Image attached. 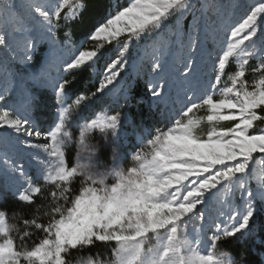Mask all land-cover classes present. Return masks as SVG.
Instances as JSON below:
<instances>
[{
	"label": "snow or ice",
	"instance_id": "1",
	"mask_svg": "<svg viewBox=\"0 0 264 264\" xmlns=\"http://www.w3.org/2000/svg\"><path fill=\"white\" fill-rule=\"evenodd\" d=\"M202 8L220 14L224 6L206 3ZM194 11L191 0L109 3L95 15L88 0H0V57L6 74L11 61L31 63L38 38L46 39L51 56L31 80L51 89L56 108L54 126L41 130L31 118L37 99L31 93L25 92L19 106L0 107V264H246V253L237 258L219 251V244L253 236L252 221L264 213V180L253 188L255 167H264V128L256 129L257 122H264V0H252L238 22L227 23L212 51L198 55L196 33L186 40L176 33L184 55L175 63H168L174 53L167 41L152 47L154 75L146 87L154 100L174 93L171 126L147 132L132 151H121L123 114L94 119L85 114L115 88L130 43L145 36L155 40L170 18L179 21ZM86 15L79 45L72 44L70 31L58 42L62 21L67 28L68 21ZM122 36V48L94 91H71L73 82L66 77L94 65L103 42ZM89 41L93 47L84 49ZM64 47L70 55L62 54ZM204 55L211 62L207 80L200 69ZM233 61L235 70L224 82ZM53 65L54 76L48 71ZM132 86L120 85L117 103H143L132 97ZM7 91L0 92V103ZM201 110L205 114L197 116ZM202 125L206 135L197 134ZM97 135L102 143L91 142ZM77 179L80 188L74 192ZM237 192L240 204L234 207ZM8 194L30 210V217L3 206ZM211 198L219 205L214 218L206 212ZM195 219L199 223L190 234L185 228ZM208 231L211 249L204 254ZM34 236L38 242L29 246Z\"/></svg>",
	"mask_w": 264,
	"mask_h": 264
},
{
	"label": "trees",
	"instance_id": "2",
	"mask_svg": "<svg viewBox=\"0 0 264 264\" xmlns=\"http://www.w3.org/2000/svg\"><path fill=\"white\" fill-rule=\"evenodd\" d=\"M236 0H207V3H216L223 5L224 8L221 10L220 14L213 12V16L206 24V29L209 31L212 36H218L220 24L216 20L217 17L221 18L228 14V7L231 6ZM120 4L126 5L127 0H88V6L92 15H95L97 11H102L107 4ZM247 0H240V10L245 9L248 5ZM227 17V16H226ZM88 19L86 15L79 21L76 22H67L69 27L65 28L63 26L64 22H61V27L57 30V40L58 42H62L64 39V32L70 31L72 36V44L79 45L85 39V21ZM190 16H187L183 21V27L185 28ZM217 32V33H216ZM126 37H121L119 41H113L111 44L108 42L104 43V48L101 49L102 53L109 51L111 47L114 45H123ZM46 44H41L36 47V50L33 53L34 59L29 64L21 63L20 71L17 75V80L13 91L6 96V99L13 101L16 105L20 104V101L17 97H21L24 93V90L31 93L32 96L36 97L35 104L31 110V114L34 118L39 119L43 113H49L51 107H55L54 96L51 90L46 89L45 91L41 90L43 87V82L37 83V87L29 88L26 85V82L31 80V77L35 74L41 73L45 68V52L47 50ZM93 47V42L89 41L84 45V49H91ZM83 50V49H82ZM103 55V54H102ZM101 55V56H102ZM100 56V57H101ZM99 57V58H100ZM255 63V61H252ZM236 64L233 61L224 74V82L228 81L229 75L235 70ZM67 79L73 82V88L71 91H80V92H91L96 88L95 83L92 80V66L85 67L83 70H73L71 75L66 77ZM250 80L252 79L251 73H249ZM132 82L131 95L134 100L142 99V104L133 103V106H127L122 104V102L115 104L112 106V109L109 110L110 113H121L123 114L125 120L124 124L121 128V132L124 135V141L126 142L125 146H123L122 150L124 152H128L129 149L135 148L139 146V142L143 137H146V133L149 131H154L157 128H166L171 126V121L167 117H160L161 108L156 104H150L149 102V94L146 91L145 87L142 85L141 80L137 78H130ZM49 91V92H48ZM107 98L106 95L99 96L92 105H90L86 109V115L90 118L100 112L103 108V103ZM6 102V101H5ZM4 102V104H5ZM204 111L201 110L197 112V116L204 115ZM230 123V122H229ZM264 128V122H257L256 129ZM198 135H206L207 127L206 125H202L201 128L197 132ZM80 188L79 179L73 182V190L74 192H78ZM233 205L238 206L240 204V199L238 196V192L235 196L232 197ZM39 203V199L37 200ZM5 207L16 208L18 214L24 215L26 217H30L31 212L28 208H20L16 202H14L13 198L10 194H8L7 199L4 203ZM10 218V223L14 222L11 219L12 213H8ZM255 226L253 230L255 234L253 236L248 237L241 241L239 236L236 238L228 239L220 242L219 251H229L230 253H234L238 258L240 253H246V264H264V230H262V226H264V213L257 214L254 218ZM42 236L43 234H38ZM38 242V237L34 236L31 240L28 241L29 246L33 243ZM93 252L97 251L96 249L92 250ZM101 252H104L107 255V251L104 249H100ZM75 259V256H74Z\"/></svg>",
	"mask_w": 264,
	"mask_h": 264
},
{
	"label": "rangeland",
	"instance_id": "3",
	"mask_svg": "<svg viewBox=\"0 0 264 264\" xmlns=\"http://www.w3.org/2000/svg\"><path fill=\"white\" fill-rule=\"evenodd\" d=\"M247 1L249 4L252 3V0H247ZM129 2L130 0H127V3ZM191 2L195 6V11L193 13L186 14L184 17L180 18L179 21H177L175 17L170 18L162 27V29L158 30V35L156 36L155 40H152L149 37L145 36L139 41L130 43L129 51L126 54L128 58L127 66L121 70V75L118 77V83L116 84L115 88H112L110 92H106L104 94L107 96V98L103 103L102 110L93 117H90L91 119L96 118L97 115H103L105 113L109 115L115 114V113H110L109 110L112 109V106H115L116 104V97L118 95L117 90L119 89L120 85L131 82L130 78H137L141 80L142 85L145 87L146 91L149 94L150 104H156L161 108V113L159 115L161 118L164 116L169 118L171 116L172 107H173L172 101L175 99L174 93L171 94L170 96L169 93L166 92L165 95L160 100H154L151 97V94L146 87L148 80L151 79L152 76L154 75L150 69L152 47L154 45H158L161 41H167L172 53H174L173 55L167 57L168 63L169 64L175 63L178 60H182L184 55V53L179 50V45L176 42L177 41L176 33L179 32L184 40L187 39V35L196 33L198 34L199 37V46L201 50V52L198 53V55H201L202 53H207L219 47L220 40L223 38L224 35V26L229 22H238L242 18L244 12V9L240 10L241 8L240 0H236L231 6L228 7V11H227L228 14L226 15L227 17L224 16V18L223 17L216 18V20L220 24L219 26L220 29H219V33L216 32L218 36H214V35L212 36V34L209 31H207L206 24L209 21V19L212 18L213 12L202 8V5H205L207 3V0H191ZM187 16H190V19L186 27L184 28L183 21ZM68 22H72V21H68ZM43 43L48 46L45 52V61H44V64H46L45 65L46 68L49 58L51 56V46L49 45L46 39L38 38L36 47L40 46ZM122 46L123 45H114L109 49V51L103 53V55L97 60V62L94 65H92V80L95 83L96 87L98 86L99 79L101 78L103 74V70L105 69L107 63H110L112 59H115L117 57L118 52L120 51ZM61 51L64 56H68L71 54V50L67 47L62 48ZM20 66L21 63L18 60L11 61L8 64L7 74H6L3 58L0 57V92H3V90L7 88L8 91L6 93V96L9 95L14 88H16L15 84L17 80V75L20 71ZM200 69H201L202 79L207 80L209 77H211L212 75L211 62L207 60L206 55L202 56L201 58ZM48 71L54 76L55 75L54 65L48 68ZM26 85L29 86V88H34L38 86L37 83L33 82L32 80L27 81ZM46 89L51 90L49 87L45 85L41 87V90L43 91H45ZM23 90H24L23 95L21 97H17L19 100L23 99V96L27 91L25 89ZM12 104L13 101L6 99L5 104L0 103V107H10L12 106ZM49 110H50L49 113H43L39 119L34 118L31 114V118L39 125L41 130H47L50 126H54V124H52V121L54 114L56 112V108L51 107ZM91 142L102 143V139L99 137V135H97L92 139ZM120 142L122 144L121 151L124 152L122 148L123 146H125L126 142L124 141V135L123 132L121 131H120ZM133 149L134 148L129 149L128 152L132 151ZM73 159L74 157L72 153L69 152L68 153L69 163H71ZM254 178L255 179L253 183V188L255 189L256 186L259 184V182L261 180H264V167H260V166L255 167ZM0 188H2V184H0ZM233 206L238 207L239 205L238 206L233 205ZM218 207L219 205L216 203V198H211L209 199L208 204L206 205V212L211 214V216L214 218L216 216ZM198 223H199L198 219L190 221L185 228L186 232L191 234L193 227ZM254 223L255 221H252V228L255 226ZM210 237H211V231L206 232L203 237V239L206 242L203 245H201V251L204 254H206L207 250L211 249ZM151 242L154 243L155 241L153 240Z\"/></svg>",
	"mask_w": 264,
	"mask_h": 264
}]
</instances>
